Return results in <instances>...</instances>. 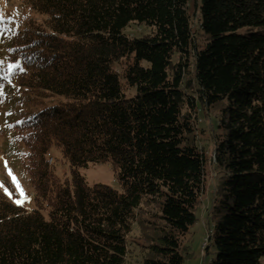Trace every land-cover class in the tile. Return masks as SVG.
<instances>
[{
    "label": "trees",
    "instance_id": "trees-1",
    "mask_svg": "<svg viewBox=\"0 0 264 264\" xmlns=\"http://www.w3.org/2000/svg\"><path fill=\"white\" fill-rule=\"evenodd\" d=\"M37 15L0 55L18 104L34 197L0 193V264H127L141 207L162 222L142 264H185L207 159L194 121L217 111V184L203 264H264V0H25ZM131 24L143 35H129ZM57 97L60 100L50 102ZM196 109V110H195ZM69 163L54 174L49 152ZM107 163L118 189L81 168Z\"/></svg>",
    "mask_w": 264,
    "mask_h": 264
},
{
    "label": "rangeland",
    "instance_id": "rangeland-1",
    "mask_svg": "<svg viewBox=\"0 0 264 264\" xmlns=\"http://www.w3.org/2000/svg\"><path fill=\"white\" fill-rule=\"evenodd\" d=\"M197 0H189V9L193 11ZM200 1V0H199ZM37 15L25 4V0H0V49L4 45L5 36L25 24L28 20H34ZM149 30L138 24H131L126 32L129 35H143ZM4 49V48H3ZM9 65H15L0 55V193L16 205L27 207L32 205L34 197L29 186L28 174L24 168V156L26 148L16 137L13 124L22 120L25 113L36 110L35 107L20 103L17 89L8 75L15 67L9 69ZM60 99L53 97L50 102ZM196 110V109H195ZM218 116L217 111L202 114L194 121L193 136L198 146L201 147L207 159V176L205 189L195 209L196 222L189 231L180 238V244L185 256V264H203L205 248L209 244L211 224L207 217L213 202L215 186L217 184L216 172H213L211 160L213 156V124ZM50 162L54 164V174L64 179L70 174L69 163L62 157L61 152L52 147L49 155ZM89 185L102 183L114 189H118L114 171L107 163L91 164L79 170ZM31 194L30 201L26 198ZM21 200V203H16ZM162 228V222L158 218L157 204L152 202L141 207L138 219L128 235L127 264H142V259L148 254L149 246L155 242L156 236Z\"/></svg>",
    "mask_w": 264,
    "mask_h": 264
},
{
    "label": "snow or ice",
    "instance_id": "snow-or-ice-1",
    "mask_svg": "<svg viewBox=\"0 0 264 264\" xmlns=\"http://www.w3.org/2000/svg\"><path fill=\"white\" fill-rule=\"evenodd\" d=\"M18 62L16 65H9V69H11L12 67H18ZM22 201L21 200H17L16 203H21Z\"/></svg>",
    "mask_w": 264,
    "mask_h": 264
},
{
    "label": "bare ground",
    "instance_id": "bare-ground-1",
    "mask_svg": "<svg viewBox=\"0 0 264 264\" xmlns=\"http://www.w3.org/2000/svg\"><path fill=\"white\" fill-rule=\"evenodd\" d=\"M30 198H31V194L29 197L26 198V201H30Z\"/></svg>",
    "mask_w": 264,
    "mask_h": 264
}]
</instances>
